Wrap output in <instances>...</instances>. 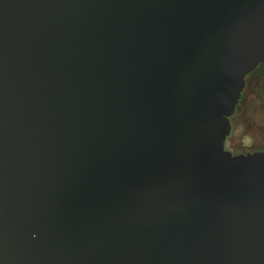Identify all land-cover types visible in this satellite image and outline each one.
<instances>
[{
	"label": "water",
	"instance_id": "obj_1",
	"mask_svg": "<svg viewBox=\"0 0 264 264\" xmlns=\"http://www.w3.org/2000/svg\"><path fill=\"white\" fill-rule=\"evenodd\" d=\"M261 63L264 0H0V264H264Z\"/></svg>",
	"mask_w": 264,
	"mask_h": 264
},
{
	"label": "rangeland",
	"instance_id": "obj_2",
	"mask_svg": "<svg viewBox=\"0 0 264 264\" xmlns=\"http://www.w3.org/2000/svg\"><path fill=\"white\" fill-rule=\"evenodd\" d=\"M231 133L225 141L233 153L264 151V65L246 77V86L230 117Z\"/></svg>",
	"mask_w": 264,
	"mask_h": 264
},
{
	"label": "trees",
	"instance_id": "obj_3",
	"mask_svg": "<svg viewBox=\"0 0 264 264\" xmlns=\"http://www.w3.org/2000/svg\"><path fill=\"white\" fill-rule=\"evenodd\" d=\"M263 65H264V63H261V64L258 65L257 68H259V67H261V66H263ZM257 68H256V69H257ZM256 69H255V70H256ZM255 70H254V71H255ZM251 73H253V71H252ZM251 73H249L246 77H248Z\"/></svg>",
	"mask_w": 264,
	"mask_h": 264
},
{
	"label": "flooded vegetation",
	"instance_id": "obj_4",
	"mask_svg": "<svg viewBox=\"0 0 264 264\" xmlns=\"http://www.w3.org/2000/svg\"><path fill=\"white\" fill-rule=\"evenodd\" d=\"M246 86V85H245ZM243 93V92H242ZM241 99V98H240Z\"/></svg>",
	"mask_w": 264,
	"mask_h": 264
}]
</instances>
